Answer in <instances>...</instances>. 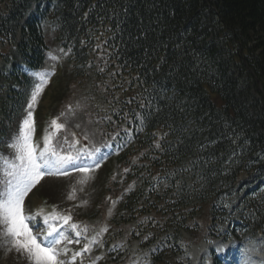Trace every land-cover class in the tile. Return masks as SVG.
Segmentation results:
<instances>
[{"label": "trees", "instance_id": "16d2710c", "mask_svg": "<svg viewBox=\"0 0 264 264\" xmlns=\"http://www.w3.org/2000/svg\"><path fill=\"white\" fill-rule=\"evenodd\" d=\"M53 46L68 60L37 115L61 110L75 132L63 95L84 81V62L97 80L80 102L100 117L89 143L122 136L94 198L98 216L106 192L117 197L112 238L133 225L146 264H176L190 244L182 232L195 239L203 219L214 237L264 235V0H0V153L12 154Z\"/></svg>", "mask_w": 264, "mask_h": 264}, {"label": "snow or ice", "instance_id": "6c2138e0", "mask_svg": "<svg viewBox=\"0 0 264 264\" xmlns=\"http://www.w3.org/2000/svg\"><path fill=\"white\" fill-rule=\"evenodd\" d=\"M33 75L39 76L40 82L33 87L31 97L28 100L26 115L20 123L19 132L14 137V142L9 145L15 154L11 160L0 157L4 169V179L0 180V184H3V190L0 191V225L4 227L5 235L11 237L12 247L17 252L25 254L30 264H66L63 259L58 258L60 253L56 247L62 239L66 238L63 230L58 231L56 227L49 225L50 230L46 234L47 238L38 240L29 228L28 222L33 217L25 215L24 197L44 175L67 174V168L87 174L91 165H85L84 161L91 159L95 153L80 149L75 154L61 155L52 146V134L44 136V147L42 149L38 150L33 144L34 121L32 109L44 84L47 82L45 73H33ZM51 126L56 131L66 127L64 124L58 123L57 118L52 119ZM96 152H99V149H96ZM84 182L83 179L80 181L81 184ZM73 198L74 193H69L68 199ZM49 219L63 220L66 226L77 230V236L80 235L79 226L75 223L69 224V221H71L70 215L45 217V224H48ZM101 231H106V229L102 228ZM76 242L79 243L78 240ZM93 242L85 244L82 251H89ZM67 251L68 249L65 248L64 252L67 253ZM218 253L223 254V250H218ZM80 255L81 252H76L72 259L75 260Z\"/></svg>", "mask_w": 264, "mask_h": 264}, {"label": "rangeland", "instance_id": "374dc122", "mask_svg": "<svg viewBox=\"0 0 264 264\" xmlns=\"http://www.w3.org/2000/svg\"><path fill=\"white\" fill-rule=\"evenodd\" d=\"M50 52L57 54V56L54 57V61L52 60L50 69L47 72L52 76L54 73L60 72L61 68L63 67L65 68L67 64V59L64 53H62L61 51H57L56 46L51 47ZM54 67H56L57 70ZM45 79L47 82L44 84L45 86H43V89L41 90L37 98L36 104L32 109L33 115L36 107L39 108L38 112L44 105H45V109L47 108L49 102L45 103L43 95H46L45 98H48V96L50 98L54 94L51 93V91L53 89H59L60 87V86L54 87V85H51V83L48 85L50 78L47 75L45 76ZM83 94H85L83 90V86L78 83L77 84L73 83L63 95V103L73 104L76 106L81 105L82 109L85 112H88L90 103L87 101L80 102V98L82 97ZM63 103L60 106V108H64ZM75 121L78 124H83L80 125V127H82L83 129H80L79 127L77 128V126L74 125L73 122H71L70 125L77 128L75 132H70L66 128L67 134L70 135L71 137L78 138V140L79 138H82L83 140L87 138L88 140H90L91 135L94 134L93 130L94 132H97L95 127L91 126L93 124L92 120L88 122V117H86L83 114V112L80 111L79 109L77 110ZM64 123L67 124V122ZM19 128L17 132H19ZM78 132L81 133L78 134ZM16 135H14V137ZM33 136L34 134L32 133V137ZM14 137L12 142H14ZM10 151L12 152L13 155L15 154L13 149L10 148ZM101 163L102 161H99L94 166H91L87 174L81 173L78 170L68 169V171H66L67 174L44 175L39 181V185L42 183L43 186L41 192H45L46 194H49L50 196L49 195L47 196L50 197V200L54 202L56 205L61 206L64 210L67 209V207L68 208L72 207L73 209L76 210L83 209L84 211H86L87 208L91 210V205L89 204V201L90 200L92 201L93 198L97 199L101 197L102 195L101 191L104 188L103 186L104 176L106 174L108 175L107 172L109 171V166ZM97 164L99 165L98 167L96 166ZM114 165L115 163L111 162L112 168L114 167ZM107 178L108 177H106V179ZM82 179L85 180L83 184L80 183ZM69 193H74L73 199H68ZM105 198L107 201L111 200V198L108 196H106ZM238 198L239 196L234 197L233 200L234 205L239 200ZM103 201H104V206L99 213H100L101 221H106L107 219H109L111 214H113L114 209L113 206H111V203H108L105 200ZM115 202L116 199L112 201V204L115 205ZM65 211L68 212L70 216L71 215L73 216L71 210H65ZM51 212L52 215H56V216H63L61 214L64 213V212L62 213L59 209H54ZM86 216L89 215L84 213L83 217ZM55 220H59V219H55ZM53 221L54 219H50V221H48V225H51ZM94 222L98 223V221H94ZM62 225H64V223H61V226ZM204 225H206V221L203 219L201 221V226ZM32 226L29 225V228L32 230L33 235L38 234L41 228L39 226H35V227ZM61 226L57 230H60ZM198 232L199 233L197 234V238H196L197 242H194L195 244L192 246L190 251V264H211L212 259L208 255L207 252L208 248H214L217 252L218 250H223V254L227 253L228 254L227 258L228 259L232 258L234 264H264V238H261L260 236L256 235L255 232L250 234L251 237H249V239L245 243H240L237 240H230L227 242L223 239H219L215 241L212 246L206 245L201 240V237L204 234V232L202 233V229H199ZM184 236L186 238H189L187 234H185ZM61 241L69 242L71 241V239L70 238H67L65 240L62 239ZM76 244H80V243H76ZM56 247L58 248V245H56ZM135 250H140L137 242L133 243V252H135ZM138 254L140 255L141 252H139ZM131 255H132V250L130 252V256ZM58 258L63 259L65 261L64 256L59 255ZM139 258L137 259V257H135V262H137ZM0 264H30L25 254L17 252L16 249L12 247L11 237L5 235V229L2 225H0ZM182 264L185 263L182 262Z\"/></svg>", "mask_w": 264, "mask_h": 264}]
</instances>
